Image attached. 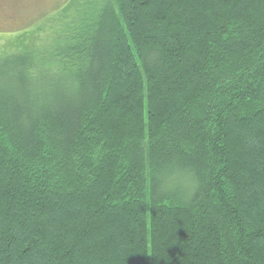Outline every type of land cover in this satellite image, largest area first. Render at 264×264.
Wrapping results in <instances>:
<instances>
[{
	"label": "trees",
	"instance_id": "16d2710c",
	"mask_svg": "<svg viewBox=\"0 0 264 264\" xmlns=\"http://www.w3.org/2000/svg\"><path fill=\"white\" fill-rule=\"evenodd\" d=\"M14 41L0 264H264V0H72Z\"/></svg>",
	"mask_w": 264,
	"mask_h": 264
},
{
	"label": "rangeland",
	"instance_id": "374dc122",
	"mask_svg": "<svg viewBox=\"0 0 264 264\" xmlns=\"http://www.w3.org/2000/svg\"><path fill=\"white\" fill-rule=\"evenodd\" d=\"M72 0H0V40L5 48L60 14ZM4 47V43L1 44ZM1 51V49H0Z\"/></svg>",
	"mask_w": 264,
	"mask_h": 264
}]
</instances>
